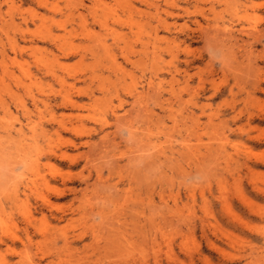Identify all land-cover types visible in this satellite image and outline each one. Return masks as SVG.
Listing matches in <instances>:
<instances>
[{
  "label": "rangeland",
  "instance_id": "1",
  "mask_svg": "<svg viewBox=\"0 0 264 264\" xmlns=\"http://www.w3.org/2000/svg\"><path fill=\"white\" fill-rule=\"evenodd\" d=\"M0 163V264H264V0H0Z\"/></svg>",
  "mask_w": 264,
  "mask_h": 264
},
{
  "label": "bare ground",
  "instance_id": "2",
  "mask_svg": "<svg viewBox=\"0 0 264 264\" xmlns=\"http://www.w3.org/2000/svg\"><path fill=\"white\" fill-rule=\"evenodd\" d=\"M241 1V0H240ZM158 18V17H157ZM228 28V27H227ZM243 30V29H242ZM231 31V30H230ZM245 31V30H244ZM257 31V30H256ZM252 32H253V30H252ZM259 35V34H258ZM223 36V35H222ZM229 35H227L226 37H228ZM212 37V36H211ZM54 39V38H53ZM230 39V38H229ZM98 42V41H97ZM145 45V44H144ZM100 47V46H99ZM243 47V46H242ZM234 53V52H233ZM149 95V94H148ZM71 103V102H70ZM135 103V102H134ZM17 104V103H16ZM52 105V104H51ZM140 108V107H139ZM143 108V107H142ZM134 110V109H133ZM138 115V114H137ZM46 118V117H45ZM38 125V124H37ZM127 126H129V125H127ZM112 146V145H111ZM100 152V151H99ZM98 152V153H99ZM109 156V155H108ZM90 159V158H89ZM108 160V159H107ZM88 161V160H87ZM1 164V163H0ZM13 172V171H12ZM94 188V187H93ZM39 193V192H38ZM41 193V192H40ZM46 201V200H45ZM145 206V205H144ZM149 207V206H148ZM147 207V208H148ZM152 213V212H151ZM158 246V245H157ZM155 248V247H154ZM185 252V251H184ZM174 256V255H173ZM142 262V261H141ZM144 262V261H143ZM153 264V263H152Z\"/></svg>",
  "mask_w": 264,
  "mask_h": 264
}]
</instances>
